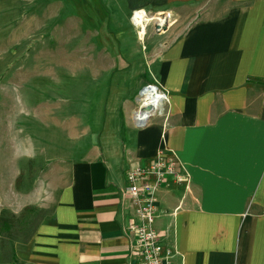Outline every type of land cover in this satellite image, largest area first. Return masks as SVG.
Instances as JSON below:
<instances>
[{
	"label": "crops",
	"instance_id": "obj_1",
	"mask_svg": "<svg viewBox=\"0 0 264 264\" xmlns=\"http://www.w3.org/2000/svg\"><path fill=\"white\" fill-rule=\"evenodd\" d=\"M105 1L115 22L126 24L115 30L132 36L138 54L147 36L148 81L167 92L168 103L144 127L130 113L115 115L116 144L99 141L96 115L79 129L73 118L65 133L87 142L79 157H72L76 146L67 149L52 214L35 228L28 264H134L126 173L161 147L176 154L182 177L158 190L154 221L160 242L176 251L174 264H264V0ZM136 9L170 23L157 32L151 22L139 35L138 16L130 20ZM6 73L0 88L10 96ZM16 94L19 100L28 87ZM39 105L31 106L37 122ZM10 166L0 160V196Z\"/></svg>",
	"mask_w": 264,
	"mask_h": 264
},
{
	"label": "rangeland",
	"instance_id": "obj_2",
	"mask_svg": "<svg viewBox=\"0 0 264 264\" xmlns=\"http://www.w3.org/2000/svg\"><path fill=\"white\" fill-rule=\"evenodd\" d=\"M113 16L105 0H0V80L10 64L11 82L10 96L0 88V157L11 165L7 191L0 196V216L7 221L5 227L0 221V264H28L35 228L52 214L67 149L76 146L73 158L84 150L86 137H70L68 124L76 118L79 129L94 114V127L102 130L99 141L116 144L113 118L133 117L140 91L150 84L147 66L154 56L147 36L140 39L138 54L132 36L115 30L126 24ZM151 22L157 32L163 30L155 21L146 30ZM117 49L135 55L115 56ZM25 87L29 94L17 100L16 92ZM37 101L38 122L31 107ZM22 136L27 143L20 149Z\"/></svg>",
	"mask_w": 264,
	"mask_h": 264
},
{
	"label": "built area",
	"instance_id": "obj_3",
	"mask_svg": "<svg viewBox=\"0 0 264 264\" xmlns=\"http://www.w3.org/2000/svg\"><path fill=\"white\" fill-rule=\"evenodd\" d=\"M136 15L141 26L137 27L139 35H143L149 21L157 22L160 27L166 26L169 21L164 16H148L144 9H136L131 13V22ZM148 89L155 91L158 99L147 101L146 104L145 93ZM139 96V107L133 112V121L137 127H144L151 118L161 115L168 103V95L159 85L150 83L143 87ZM147 106H150L151 110L142 112L141 108ZM139 114L144 115L143 120L137 117ZM177 162L176 154L171 149L161 147L147 164L132 167L126 173V191L135 215V221L128 225V230L132 234L134 264H174L176 251L160 242L159 234L154 229V221L158 215V190L168 183L170 176L176 182L182 180Z\"/></svg>",
	"mask_w": 264,
	"mask_h": 264
},
{
	"label": "bare ground",
	"instance_id": "obj_4",
	"mask_svg": "<svg viewBox=\"0 0 264 264\" xmlns=\"http://www.w3.org/2000/svg\"><path fill=\"white\" fill-rule=\"evenodd\" d=\"M145 95L147 96L145 99V103L147 101H154L158 99V95L155 93V91L148 89V92L145 93ZM147 104V103H146ZM137 117H139L140 120H143L144 115L143 114H139Z\"/></svg>",
	"mask_w": 264,
	"mask_h": 264
},
{
	"label": "water",
	"instance_id": "obj_5",
	"mask_svg": "<svg viewBox=\"0 0 264 264\" xmlns=\"http://www.w3.org/2000/svg\"><path fill=\"white\" fill-rule=\"evenodd\" d=\"M156 28H158V29L161 28V29L165 30L166 29V26L160 27L159 25H157ZM150 110H151L150 106L141 108V111L142 112H144V111H150Z\"/></svg>",
	"mask_w": 264,
	"mask_h": 264
},
{
	"label": "trees",
	"instance_id": "obj_6",
	"mask_svg": "<svg viewBox=\"0 0 264 264\" xmlns=\"http://www.w3.org/2000/svg\"><path fill=\"white\" fill-rule=\"evenodd\" d=\"M0 221H1V224L4 225V227H5V224L7 221L5 219H3L2 216H0Z\"/></svg>",
	"mask_w": 264,
	"mask_h": 264
}]
</instances>
